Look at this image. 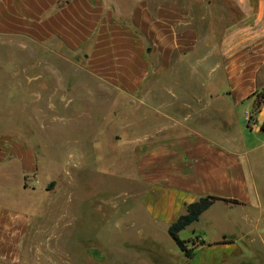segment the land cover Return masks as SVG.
<instances>
[{
    "label": "crops",
    "instance_id": "1",
    "mask_svg": "<svg viewBox=\"0 0 264 264\" xmlns=\"http://www.w3.org/2000/svg\"><path fill=\"white\" fill-rule=\"evenodd\" d=\"M0 34L25 36L49 56L56 49L83 53L91 77L116 98L126 95L132 111L157 100L151 107L169 124L130 144L148 186L142 204L149 221L170 227L202 196L231 199L232 190L222 189L236 155L228 146L242 145L244 153L264 147V134L249 138L264 133V0H0ZM172 69L174 91L154 90ZM227 121L240 133L230 132L232 141ZM26 145L0 137V165L23 162L24 190L32 176L38 179L36 155ZM239 200L225 205H246ZM32 224L30 215L0 205V260L19 263ZM253 231L264 238L263 229L241 237L223 232L211 242L198 235L185 264H264L262 253L240 245Z\"/></svg>",
    "mask_w": 264,
    "mask_h": 264
},
{
    "label": "rangeland",
    "instance_id": "2",
    "mask_svg": "<svg viewBox=\"0 0 264 264\" xmlns=\"http://www.w3.org/2000/svg\"><path fill=\"white\" fill-rule=\"evenodd\" d=\"M47 52L25 36L0 34V137L28 143L38 170V179L32 176L24 190L23 162L0 165V205L33 221L17 264H185L169 225L148 220L142 204L148 186L130 145L169 124L151 107L157 100L132 111L126 95L116 98L91 77L83 53ZM159 78L154 90L174 91V69ZM230 119L237 124L235 114ZM231 121L228 141L231 133L240 136ZM249 133L255 141L264 134ZM228 148L236 155L222 189H231V199L239 202L245 197L246 205L229 208L225 204L232 202L215 201L207 215L180 232L190 246L198 235L211 242L223 232L241 237L250 229L264 231V209L258 207L264 208V147L248 153L242 145ZM39 189L44 193L38 196ZM253 232L240 245L264 256V238Z\"/></svg>",
    "mask_w": 264,
    "mask_h": 264
},
{
    "label": "trees",
    "instance_id": "3",
    "mask_svg": "<svg viewBox=\"0 0 264 264\" xmlns=\"http://www.w3.org/2000/svg\"><path fill=\"white\" fill-rule=\"evenodd\" d=\"M217 200H224L232 203H239L237 199H226L224 197H219L215 195L202 196L198 200L192 202L188 205L186 213L182 214L173 224L169 227L170 236L176 241L181 250L185 253L187 258H192L194 256V250L196 247V242L192 240L193 246L188 244V241L183 240L180 237V232L184 230L190 224L200 220L201 215L212 206V204ZM223 242V241H222ZM226 242V241H224ZM204 244V241H201Z\"/></svg>",
    "mask_w": 264,
    "mask_h": 264
}]
</instances>
